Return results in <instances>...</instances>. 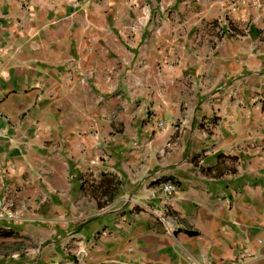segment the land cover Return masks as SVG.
Segmentation results:
<instances>
[{
    "label": "crops",
    "instance_id": "0c3cea01",
    "mask_svg": "<svg viewBox=\"0 0 264 264\" xmlns=\"http://www.w3.org/2000/svg\"><path fill=\"white\" fill-rule=\"evenodd\" d=\"M124 16L176 37L112 75ZM0 264H264V0H0Z\"/></svg>",
    "mask_w": 264,
    "mask_h": 264
},
{
    "label": "rangeland",
    "instance_id": "374dc122",
    "mask_svg": "<svg viewBox=\"0 0 264 264\" xmlns=\"http://www.w3.org/2000/svg\"><path fill=\"white\" fill-rule=\"evenodd\" d=\"M167 19H171V18H167ZM145 21L146 24L145 25V32L142 33L140 32L138 26L143 27L144 25H142V21ZM149 20V21H148ZM181 20H176V22L178 24L181 25ZM153 23V18H137L136 16H131V17H126L124 16V51H123V58L125 57H132L134 58V60L132 61V63L130 65H125L124 64V60H123V64L118 62V63H114V65H112L110 67V73L113 74H121L123 72L126 71H131V70H136L137 67H140L141 63L138 62L136 60L137 57H142V51L145 53V58L148 60V57L151 56L150 54H152L151 52L154 51L153 47H152V42L156 41V42H160V47L158 53L157 54H163V52H166V48L168 46V40H172L173 38L176 37V32L173 33V31L171 32H161V33H154L151 29V25ZM155 24H160L162 25V21L160 19H158L157 22H155ZM130 26V27H129ZM125 27H129L128 29ZM150 27V28H149ZM212 28L215 30L216 32V37L220 38L222 36L221 30H220V26L218 25V23L213 24ZM176 31V30H175ZM171 33V34H169ZM116 35V34H115ZM118 35V34H117ZM182 35V33H181ZM120 37V35H118ZM123 38V37H122ZM114 39L116 40V38L114 37ZM137 44H139V47L141 44H146L144 50L143 49H139L137 46ZM128 53H132V54H128ZM149 53V54H148ZM110 58H112L113 60L117 59L120 57V54H117V50H113L110 52L109 55ZM139 65V66H138ZM161 63L157 62L156 66L157 69H160L161 67ZM152 72V71H150ZM149 73V71L146 72V74ZM166 73V72H164ZM117 82V81H116ZM124 83V81H123ZM120 93H114V95L110 96V97H102V98H94L93 96H89L88 92H82V96H79L77 99L80 100V103L82 105H86L88 104V102H90L91 100L94 99H98L97 103L101 106L104 105V103H108L111 100V106H110V111L108 114H100L96 113V117L98 120H101L100 117H103V119L106 121V117L108 116V119L110 121V128H111V132L109 133L112 136H116L118 133H121L123 131V120L125 116H128L125 113V107L126 106V97L125 96H120ZM130 101V99H128ZM84 105V106H85ZM100 106V108H101ZM67 110H69L70 112H66V118L73 121L76 118L83 119V120H88V118L93 117L94 118V114L93 113H89L88 112V108L85 106V109H82L80 113L78 112H74L71 108L69 109L67 107ZM66 110V111H67ZM149 114V113H148ZM132 116V114H130ZM99 117V118H98ZM89 186H91L89 184ZM88 186V187H89ZM93 186V185H92ZM102 201H104L102 199Z\"/></svg>",
    "mask_w": 264,
    "mask_h": 264
},
{
    "label": "trees",
    "instance_id": "16d2710c",
    "mask_svg": "<svg viewBox=\"0 0 264 264\" xmlns=\"http://www.w3.org/2000/svg\"><path fill=\"white\" fill-rule=\"evenodd\" d=\"M117 184L118 182L114 178L107 177L105 174L101 175L98 184L92 186L90 191L96 201L97 208H102L107 202L112 200ZM81 187L83 189V184Z\"/></svg>",
    "mask_w": 264,
    "mask_h": 264
},
{
    "label": "built area",
    "instance_id": "2783aa9c",
    "mask_svg": "<svg viewBox=\"0 0 264 264\" xmlns=\"http://www.w3.org/2000/svg\"><path fill=\"white\" fill-rule=\"evenodd\" d=\"M163 126H164L163 121H159L157 124V127L163 128ZM175 191H176V186L174 183L165 182L160 186L157 193L155 192L152 194L154 197H157L161 201H165V200L170 199V197L175 193ZM168 207H170V205L164 204V208L162 211L163 214L168 213V211H169Z\"/></svg>",
    "mask_w": 264,
    "mask_h": 264
}]
</instances>
